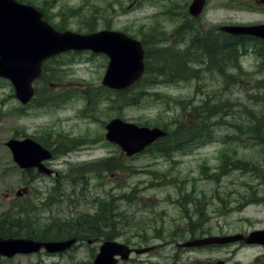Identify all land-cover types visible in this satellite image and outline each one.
<instances>
[{"label":"rangeland","instance_id":"374dc122","mask_svg":"<svg viewBox=\"0 0 264 264\" xmlns=\"http://www.w3.org/2000/svg\"><path fill=\"white\" fill-rule=\"evenodd\" d=\"M24 2L38 7L52 4L44 7L51 25L72 32L84 33L94 26L96 31H124L141 40L142 35L149 39L163 31L169 38L160 44L161 60L170 56L185 60L184 55L190 53L191 71L198 74L171 83L158 77L155 84L144 82L143 86L142 81L150 78L145 74L126 94L125 102L117 91L108 92L111 101H101L88 114L81 92L88 86L102 87L108 64L103 55L80 52L50 59L46 64L51 71L34 84L38 89L35 99L25 105L17 100L10 82L0 79V215L9 209L28 214L31 222L25 225L39 235L49 224L68 226L67 222L82 215L97 213L105 203L115 215L114 240L134 247H157L145 255H132L130 264H264V245L260 244L177 247L192 239L248 236L264 230V145L244 135L245 119L251 117L249 107L259 111L261 105L255 104L264 102V88L257 87L264 68L259 69L261 62L252 52L241 58L243 70L229 69L228 75L211 73L203 63L206 52L193 46L196 34L207 35V40L212 29L224 25L264 24V0H208L198 17L189 14L194 28L183 27L186 19L181 14L163 15L177 4L180 13L188 11L192 0ZM177 30L183 31L181 37L175 34ZM173 44L176 47L164 48ZM207 100L224 105L223 113L211 118L212 126L199 132H210L211 140L193 138L194 122L186 129L189 135L177 144L163 141L136 156L124 155L120 147L105 139V126L113 118L175 130L186 119L192 121L195 117L190 113ZM26 137L46 143L50 150L61 149V144L66 147L65 155L60 154L62 149L57 150V156L47 163L56 175L18 166L6 144ZM110 158L120 167L117 171L98 167ZM242 161L245 164H237ZM95 166L96 171L88 170ZM77 175H81L78 184L72 186L75 182L70 179ZM100 245H90L84 239L64 254L42 250L3 258L0 264H88Z\"/></svg>","mask_w":264,"mask_h":264},{"label":"water","instance_id":"95a60500","mask_svg":"<svg viewBox=\"0 0 264 264\" xmlns=\"http://www.w3.org/2000/svg\"><path fill=\"white\" fill-rule=\"evenodd\" d=\"M205 4L206 0H193L189 6L190 14L198 17ZM220 30L234 36L248 35L264 40V24L225 25ZM85 50L109 57L102 80V85L108 89L130 88L145 72V51L141 42L125 33L111 30L89 34L59 32L43 20V13L34 6L24 5L16 0H0V78L12 83L16 97L22 104H27L34 96L33 82L41 77L44 61L64 52ZM106 131V139L121 147L127 156L142 152L166 135L159 128L140 127L120 118L110 121L106 125ZM6 145L12 149L14 160L21 169L37 168L41 173H52L43 164L44 160L51 158V154L33 139H11ZM239 241L264 245V230L255 231L248 237L242 234L207 237L190 240L179 246L197 248ZM77 242L76 238L44 242L0 237V259L3 256L12 258L18 253H36L41 249L52 254L63 253ZM92 243L93 241H89V244ZM154 248L151 246L133 250L117 241H105L93 264H118L117 257L128 260L133 251L136 254H146Z\"/></svg>","mask_w":264,"mask_h":264},{"label":"trees","instance_id":"16d2710c","mask_svg":"<svg viewBox=\"0 0 264 264\" xmlns=\"http://www.w3.org/2000/svg\"><path fill=\"white\" fill-rule=\"evenodd\" d=\"M18 1L25 3L24 0L23 1L18 0ZM26 3L30 4L29 2ZM51 5L50 3H44L45 8H48ZM178 6L180 7V4H177L174 7L167 9L163 13V15L166 13L169 14L170 17H176L178 14H181L182 17L186 19V23L183 24V27L191 28L192 26V28H194L193 21L190 22L188 19L189 17L188 11L186 9L183 11L182 9L180 13L179 12L180 9H178ZM44 7H39V9L45 14V19L49 20L46 15V10ZM93 10H94V14L96 15V10L95 9ZM66 14L69 15V13ZM94 20L95 17L92 18V23H94ZM183 27H181L180 29H182ZM56 28L58 30H64L62 29V27H56ZM78 31L81 32V30ZM95 31L96 28L94 26H90L87 28V30H85V33H91ZM182 32H183L182 30H177L175 31V34L177 33L181 37L183 35ZM157 35L159 34L151 35L149 39H147L145 36L142 35V42L146 50L145 74L150 77L148 79L145 78L144 80L142 78L141 79L143 80L142 85L144 82H146L147 85H151V84L153 85L157 82L158 77H163L162 80L165 83L188 80L190 78L197 77L198 73L196 74L193 71H191L193 65L190 62V60H188V58L190 57V53L184 55L186 57L185 60L175 56H170L161 60L160 56L164 53L160 52L163 51V49L160 48L161 47L160 44L162 42H168L165 39L169 37L163 31L160 32L159 36ZM206 36H199L198 34H196L195 35L196 41L194 42L195 44L193 46L199 49L202 48V50L206 52V58L203 63H206L211 73H215V71H217L219 73L228 75L227 70L229 69H231L232 71L243 70L244 67L241 63V58L252 52L254 53V55L256 54L255 56H257V59L259 60V62H261L259 69L264 68L263 40L250 36L234 37L228 34L218 32L216 31V29H212L210 33H208V36L210 37L206 38L207 40H204V37ZM174 47H176V44L164 48L168 49ZM250 48L253 51L250 50ZM43 70H44V75L42 79L44 80V78H47V73L50 72L51 69L47 67V64H45ZM201 71L204 72L203 70ZM51 77H53V75L49 76V78ZM229 77L231 80L235 81V77L233 75H229ZM257 87L264 88V78L260 79L257 82ZM131 90L132 88L121 92L117 91V95H122L123 101L125 102L126 94L130 93ZM37 91L38 89H36V92ZM108 92L111 94L112 93L115 94L116 91H110L103 87H97V88L93 87L92 89L91 86H88L87 88L83 89L81 92V96L83 97V99L87 101V105H88L87 110H85V114H88L90 111L95 110L96 106L100 104L101 101H111V97L108 94ZM154 96L158 97L159 94L156 93ZM257 104L261 105L259 111H254L253 110L254 108H250V107L248 109L251 114V117L249 116L245 119L246 120L245 126L247 130H244V135L253 137V140H257L260 145H264V108H263L264 102L258 101L255 105ZM223 107H224L223 103L210 104L209 100L204 101L200 106L195 107L193 109V112L190 113L192 117L193 115L195 117L193 118L192 121L190 119H186V122H184V124L179 123L175 127V130H167L166 127H162L163 129L167 130V135L166 137L157 141L153 146L159 145L163 141L165 142L168 141V143L171 145L177 144L179 140L189 135L186 129L191 124H193L192 122L197 124L194 127V130L196 128L195 134L197 133V135H200L199 132L204 130L203 128L208 129L209 127L212 126L211 118L217 117L218 115L223 113ZM221 117L223 118L226 116L222 115ZM230 125L233 126L231 120H230ZM202 133L204 137H206L207 139H211L210 132L207 131L206 133L204 132ZM40 143L46 147L48 146L46 143L42 141H40ZM70 143L73 145L72 142ZM61 145H62L61 148L62 152H60V154L63 155L66 153L67 149L63 144ZM176 147L177 146L172 147L171 149L174 150L176 149ZM61 149L58 148L57 150H61ZM57 150L55 149L52 150V153L55 157L57 156L56 154ZM110 160H113V158H110L109 161L107 159L106 163H104L103 165H99L98 167L105 168L107 171L110 172L117 171L120 167L118 166V164L111 163ZM237 164L243 165L245 164V162L242 161L241 163H237ZM94 165H97V161L95 162ZM88 167H90V165ZM96 167L97 166L93 168H88V170L96 171ZM36 176L37 175L34 174L31 178L34 179ZM80 177L81 175H77L70 179L72 180V183L75 182L72 186H76L78 184L76 180H78ZM108 206L109 205L102 203L97 213L95 212V214L82 215L78 217L76 220L74 219L72 221L67 222L68 226L49 224L44 229V231H42L39 235H36L33 229H30V225L28 224L25 225V223L31 222L28 214L21 213L20 211L13 212L11 209H9L7 211H4L0 215V236L5 238H11V237L33 238L39 240H64L68 238H78L80 240L82 239L111 240L113 239L112 230L114 229L116 224L114 221L115 215L113 213V210ZM23 215L25 217H23Z\"/></svg>","mask_w":264,"mask_h":264},{"label":"flooded vegetation","instance_id":"af4514ba","mask_svg":"<svg viewBox=\"0 0 264 264\" xmlns=\"http://www.w3.org/2000/svg\"><path fill=\"white\" fill-rule=\"evenodd\" d=\"M127 262H128L129 264H130V263H132V258H130V260H129V261H127Z\"/></svg>","mask_w":264,"mask_h":264},{"label":"bare ground","instance_id":"6f19581e","mask_svg":"<svg viewBox=\"0 0 264 264\" xmlns=\"http://www.w3.org/2000/svg\"><path fill=\"white\" fill-rule=\"evenodd\" d=\"M244 57V56H243ZM242 63V62H241ZM243 65V64H242Z\"/></svg>","mask_w":264,"mask_h":264}]
</instances>
